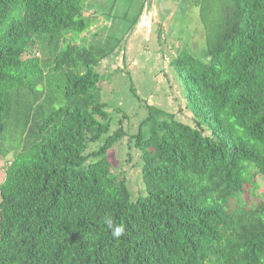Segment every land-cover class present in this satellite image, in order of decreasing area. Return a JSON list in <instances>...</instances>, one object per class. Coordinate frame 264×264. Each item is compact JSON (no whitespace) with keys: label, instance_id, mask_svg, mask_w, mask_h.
<instances>
[{"label":"trees","instance_id":"16d2710c","mask_svg":"<svg viewBox=\"0 0 264 264\" xmlns=\"http://www.w3.org/2000/svg\"><path fill=\"white\" fill-rule=\"evenodd\" d=\"M190 2L205 61L170 66L195 125L148 108L132 202L113 169L123 129L87 153L109 130L94 67L116 43L68 41L96 21L85 0H0V264H264V201L245 199L264 178V0Z\"/></svg>","mask_w":264,"mask_h":264},{"label":"rangeland","instance_id":"374dc122","mask_svg":"<svg viewBox=\"0 0 264 264\" xmlns=\"http://www.w3.org/2000/svg\"><path fill=\"white\" fill-rule=\"evenodd\" d=\"M82 15L95 16L96 21L79 38L69 37L70 43L83 47L100 46L106 40L116 43L113 53L94 67L101 77L109 130L89 144L87 153L123 129V137L111 149L113 169L125 178L134 202L147 194L139 154L130 143L139 132H148V108L162 110L190 127L195 125L186 107L181 76L170 62L182 51L205 61L204 29L190 0H85ZM257 183L255 195L245 196L248 203L264 201V178L259 177Z\"/></svg>","mask_w":264,"mask_h":264},{"label":"clouds","instance_id":"9594fccd","mask_svg":"<svg viewBox=\"0 0 264 264\" xmlns=\"http://www.w3.org/2000/svg\"><path fill=\"white\" fill-rule=\"evenodd\" d=\"M106 225L111 229V234L114 238H120L125 233V226L123 224L114 223L111 217L105 218Z\"/></svg>","mask_w":264,"mask_h":264}]
</instances>
